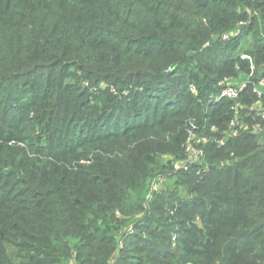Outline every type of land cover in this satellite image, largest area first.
<instances>
[{
	"label": "trees",
	"instance_id": "trees-1",
	"mask_svg": "<svg viewBox=\"0 0 264 264\" xmlns=\"http://www.w3.org/2000/svg\"><path fill=\"white\" fill-rule=\"evenodd\" d=\"M252 66L264 0H0V264H264L259 100L210 102Z\"/></svg>",
	"mask_w": 264,
	"mask_h": 264
},
{
	"label": "built area",
	"instance_id": "built-area-1",
	"mask_svg": "<svg viewBox=\"0 0 264 264\" xmlns=\"http://www.w3.org/2000/svg\"><path fill=\"white\" fill-rule=\"evenodd\" d=\"M239 33L226 34L223 36L224 40L229 39L230 36L238 35ZM243 59L251 61V58L247 55L242 56ZM171 71V70H170ZM255 75L254 67L251 68L250 75L245 79H234L232 77L224 78L219 84V94L211 96L210 102L213 104L220 103L223 100H230L233 102L232 110L234 111V117L229 121V129L230 131L227 133L228 138H233L239 132L238 129H246V126L243 122H241V118H239L238 111L243 107L241 100L244 95L249 91L250 87L253 88L254 94H256L259 101L254 103L251 107L253 111H257L259 118H261L259 123L254 124L250 131L254 134H258L262 128H264V105L261 102V99L264 96V77L260 78L258 82L253 81V77ZM89 84H85L88 86ZM102 88H110L112 92H116V88L114 86L103 85ZM189 91L195 96L199 97V91L195 84H191L189 86ZM199 127L196 125V122L189 126L187 131L186 142L183 146L184 153L186 158L184 160H175L173 157H169V160H172V165L175 171H189L192 167L197 165H201L205 163L206 158V150L205 147L209 142H215L217 145L221 146L222 142L217 138H210L209 136H199ZM219 129L212 128L213 133H217ZM249 130V128H248ZM174 159V160H173ZM227 162H223L222 166L224 167ZM205 172L209 171V167H205ZM168 177L167 176H157L151 181V185L147 194V199L152 200L155 195L162 192L167 184ZM135 229L134 226H130L127 230L128 235H132ZM173 241H176V236L173 237Z\"/></svg>",
	"mask_w": 264,
	"mask_h": 264
},
{
	"label": "rangeland",
	"instance_id": "rangeland-1",
	"mask_svg": "<svg viewBox=\"0 0 264 264\" xmlns=\"http://www.w3.org/2000/svg\"><path fill=\"white\" fill-rule=\"evenodd\" d=\"M241 80H245V79H244V78H242ZM263 91H264V90H263ZM169 157H170V156H167V157H166V160H167V161H168V158H169Z\"/></svg>",
	"mask_w": 264,
	"mask_h": 264
}]
</instances>
